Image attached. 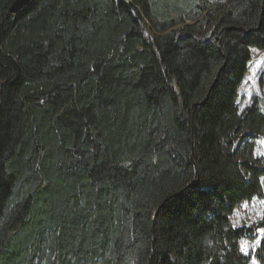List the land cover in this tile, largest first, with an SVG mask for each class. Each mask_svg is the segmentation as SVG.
<instances>
[{"label":"trees","instance_id":"trees-1","mask_svg":"<svg viewBox=\"0 0 264 264\" xmlns=\"http://www.w3.org/2000/svg\"><path fill=\"white\" fill-rule=\"evenodd\" d=\"M16 1L0 0V264H250L254 230L230 218L264 196V115L237 104L264 0ZM201 17L214 42L202 21L174 29Z\"/></svg>","mask_w":264,"mask_h":264},{"label":"rangeland","instance_id":"rangeland-1","mask_svg":"<svg viewBox=\"0 0 264 264\" xmlns=\"http://www.w3.org/2000/svg\"><path fill=\"white\" fill-rule=\"evenodd\" d=\"M228 0H210V2L216 4V3H222V2H226ZM203 17H201L198 21H191V20H187L184 24H181L177 27H175L174 29H182L183 26L185 25H189V26H193L196 25L198 22L202 21ZM136 21L138 24V28L139 30H144L147 32V34L150 37H153L154 34L156 33L154 27L147 21V20H140L139 18L136 17ZM201 24V32H196L194 34V37L196 39L199 40H209L211 42H214V38L213 37H207L206 36V31H208V27H210L209 24H204L203 21L198 23ZM197 24V25H198ZM212 28V25L211 27ZM203 31H205V33H202ZM264 60V51H258V50H252L251 52V61L249 62L248 65V74L246 75L244 81L242 82L240 88H239V98L238 101V107H239V113L241 115H246V113L249 110H252L253 107L255 108H260L262 114L264 115V63H260L259 67L256 68V65L258 62ZM253 68H256V74L255 77L253 78V80H249L248 78L250 76L253 75ZM247 81V83H246ZM246 89L250 90L251 95L248 94L247 91H245ZM242 109V110H241ZM250 135V132H245L243 135ZM264 135H260L257 136L255 138L254 141V156L255 158L258 160L259 165H256V167L259 170L264 171ZM239 148L238 146L235 147V151H237ZM264 179V174L263 176H261L262 180ZM263 191H264V185H262ZM260 200H264V196L262 199H253L251 201H247L248 202V207L244 208L241 205L245 202L240 203L233 211L231 220L232 223L235 219H237L236 217V213L239 212L240 213V226L236 227L237 229H247L249 231L251 230H255L259 224H264V221H259V217H258V213H264V204L260 203ZM253 220H257L258 223H252ZM247 224H251V227H247ZM259 236V233L257 232H249L247 233V235H245V237L243 239H247L249 241V244L254 242V239L257 238ZM264 244V239L261 240V247ZM260 248H258L256 250V252H252L251 248L249 249V257H250V264H251V258L255 257L256 258V254L258 252ZM256 260L258 261V259L256 258ZM258 264H261L258 261Z\"/></svg>","mask_w":264,"mask_h":264},{"label":"snow or ice","instance_id":"snow-or-ice-1","mask_svg":"<svg viewBox=\"0 0 264 264\" xmlns=\"http://www.w3.org/2000/svg\"><path fill=\"white\" fill-rule=\"evenodd\" d=\"M260 63H264V60L258 62L257 65H256V68L259 67ZM256 68H253V75L248 78L249 80H253V78L255 77ZM246 83H247V81H246ZM245 91H247L248 94L251 95L250 90L246 89ZM237 103H239V101H237ZM262 143H264V142H262ZM261 184L264 185V179L261 180ZM260 203L264 204V200H260ZM241 206L244 207V208H247L249 205H248V202L245 201ZM236 217H237V219H235L233 221V223H232V227L233 228H236V227L240 226V220H239L240 213L239 212L236 213ZM258 217H259V221H264V213H258ZM252 223H258V221L257 220H253ZM246 226L247 227H251L252 225L251 224H247ZM254 232L259 233V236L254 239L253 243L249 244V241L247 239H242L239 242V250L245 256L249 255V249L250 248H251L252 252H256V250L261 247V240L264 239V224H259V226L254 230ZM251 264H258V261L256 260L255 257L251 258Z\"/></svg>","mask_w":264,"mask_h":264},{"label":"water","instance_id":"water-1","mask_svg":"<svg viewBox=\"0 0 264 264\" xmlns=\"http://www.w3.org/2000/svg\"><path fill=\"white\" fill-rule=\"evenodd\" d=\"M29 2L30 0H17L10 9L11 14L16 15L20 13L24 8H26Z\"/></svg>","mask_w":264,"mask_h":264}]
</instances>
